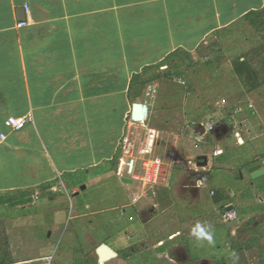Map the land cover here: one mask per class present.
Here are the masks:
<instances>
[{
	"label": "crops",
	"instance_id": "obj_1",
	"mask_svg": "<svg viewBox=\"0 0 264 264\" xmlns=\"http://www.w3.org/2000/svg\"><path fill=\"white\" fill-rule=\"evenodd\" d=\"M263 8L264 0H0V195L20 196L0 206L5 233L0 264H76L80 259L102 264L96 249L114 247L93 234V218L117 208L97 211L77 199L97 177H118L121 183L126 177L124 164L118 171L116 160L129 119L135 123V83L177 52H192L213 33ZM159 76L144 83L158 85ZM146 107L149 117L153 112ZM28 115L31 121L23 130L7 127L9 118ZM227 130L222 125L214 131ZM218 158V167L234 170L229 159ZM210 165L209 159L207 171ZM103 166L110 170L99 173ZM81 174L89 177L85 190L84 181L73 180ZM205 177L194 186V202L171 197L169 189L153 197L141 189L127 193L135 213L124 224L126 237L114 242L118 256L105 264H133L137 257L150 258L149 264H212L192 255L188 246L183 254L179 244L183 236L186 243L198 238L192 233L206 225L199 224L201 218L216 223L212 216L217 220L234 205L215 188H208L210 203L202 201ZM130 179L133 186L122 183L127 190L136 185ZM250 184L256 196L261 185ZM43 195L46 202L38 203ZM194 206L202 213H194ZM253 208L255 216L262 213L261 205ZM21 209L29 212L20 214ZM75 220L82 230L74 225L68 252L61 255ZM99 224L105 226L102 220ZM110 224L120 233L117 219ZM237 229L228 230V247Z\"/></svg>",
	"mask_w": 264,
	"mask_h": 264
},
{
	"label": "rangeland",
	"instance_id": "obj_2",
	"mask_svg": "<svg viewBox=\"0 0 264 264\" xmlns=\"http://www.w3.org/2000/svg\"><path fill=\"white\" fill-rule=\"evenodd\" d=\"M245 59L259 72L261 84L255 89L251 85L247 86V82H243L235 74L236 62ZM146 73L141 81L135 83L131 102L145 104L153 113L145 121L135 122L133 125L129 119L116 165L119 171L123 163V174L130 178L128 164L133 160L137 161L140 169L137 176L141 178L144 175V164L154 162L161 167V177L154 187L146 186L139 179L133 188L127 190L118 177L98 178L95 174L96 182L78 197V202L89 204L97 211L117 209L93 218V234L105 239L115 248V240H120L127 234L124 224H128L129 216L135 213L131 206L133 200L127 198V193L141 189L148 193V197H153L159 191L169 189L171 197L186 198L188 202H194L198 198L194 186L206 173V188L201 190L202 201L210 203L208 188H215L221 196L226 195L232 199L239 211V218L235 222L224 224V210L217 220L212 216L216 223H212V219L208 220L207 216L205 219L201 218L199 224L207 222L204 226L200 225L205 228V234L189 243L185 242L186 237L183 236L184 241L179 243L183 247V254L188 246L192 255L207 257L212 260V264H264V199L260 201L259 198L260 195L264 198V193L257 192L254 196L253 186L250 184L255 181L256 184L263 183L264 176L259 182L258 179L253 180L248 172L249 168L247 169L254 162L264 164V30L256 31L244 19L237 20L229 28L210 35L192 52L179 51ZM156 73L160 74L158 85L153 82L144 83ZM232 116L235 117L236 125H226L227 117ZM216 117L223 119L220 127L226 125L231 131H214L203 142L196 141L192 124L204 118ZM203 155L208 156L211 161L208 171V166H198V157ZM216 158L217 161L229 159V166L234 170L218 167ZM107 170H110L109 166H103L99 173ZM86 176L81 174L73 180L78 184L84 181L82 188L89 181ZM1 196L0 206L20 197L13 194ZM46 197L47 195H43L38 203H45ZM24 202L27 204V199ZM255 205L263 207L262 213L258 211L257 216L251 209ZM193 209L194 213H202L195 206ZM1 211L0 209V214ZM25 212L28 213L29 210L19 211L20 214ZM11 214L12 211L10 216ZM260 214L262 215L259 216ZM115 219L120 233L110 224ZM101 220L105 226H100ZM79 223L73 221L60 245L59 254L68 252L70 240L74 238V225L81 232ZM234 228H238L237 233L228 247L227 233ZM3 246L5 233L0 220V248ZM109 260L101 263L105 264ZM150 262L147 257H137L132 261L133 264Z\"/></svg>",
	"mask_w": 264,
	"mask_h": 264
},
{
	"label": "built area",
	"instance_id": "obj_3",
	"mask_svg": "<svg viewBox=\"0 0 264 264\" xmlns=\"http://www.w3.org/2000/svg\"><path fill=\"white\" fill-rule=\"evenodd\" d=\"M25 22H22L21 25H25ZM226 125L234 126L236 125L235 117L228 118ZM31 121V115L20 117V118H9L7 121V127H9L13 131H21L23 130L27 124ZM135 122V121H134ZM223 119L216 118H204L199 120V122H194L192 124V128L194 130V134L196 135V141L203 142L205 138L215 130V126H220ZM132 164V166H131ZM144 175L140 178L137 176V172L139 169L133 160L130 164H128V175L134 178L135 180H142L146 186L154 187L158 184L159 179L161 177V167L157 163H147L144 164ZM212 196L215 195V192H212ZM239 218V212L237 209H233L230 211H226L223 216V223L229 224L235 222Z\"/></svg>",
	"mask_w": 264,
	"mask_h": 264
},
{
	"label": "water",
	"instance_id": "obj_4",
	"mask_svg": "<svg viewBox=\"0 0 264 264\" xmlns=\"http://www.w3.org/2000/svg\"><path fill=\"white\" fill-rule=\"evenodd\" d=\"M20 13H25L24 9H19ZM22 20H24V17H22ZM24 22V21H22ZM147 107L145 105H143L142 103H134L133 104V108H132V119L133 121L139 123V122H143L146 120L147 118ZM146 114V115H145ZM199 159V163L198 166L200 167H206L208 166V156L203 155L198 157ZM132 166V164H131ZM249 174L251 175V178L253 180H256L260 177H262L264 175V168L262 166V164H256L251 166L248 169ZM122 183L127 184V185H133L134 184V180L127 178V177H123L121 178ZM83 190L86 189V186L82 187ZM235 207L234 205H231L229 207H227V211L233 210ZM118 248H111L109 245L103 244L100 246V248L98 249L97 253L99 255V262L101 263L103 260L106 259H114L118 256Z\"/></svg>",
	"mask_w": 264,
	"mask_h": 264
},
{
	"label": "trees",
	"instance_id": "obj_5",
	"mask_svg": "<svg viewBox=\"0 0 264 264\" xmlns=\"http://www.w3.org/2000/svg\"><path fill=\"white\" fill-rule=\"evenodd\" d=\"M244 20L246 22H248L252 28H254L256 31H262L264 30V8L259 10V11H252L250 13H248L245 17ZM234 71L235 74L240 78V80H242L243 82H247L249 84L246 83V85H251L252 89H255L257 87L260 86L261 82L259 79V72H257L256 70L253 69V67L251 66L250 62L248 60H244V61H237L235 66H234ZM156 80L158 79V77H154ZM153 78V80H155ZM258 162H254L251 165H256ZM256 182V181H255ZM254 182V183H255ZM259 182V180H258ZM259 184V183H257ZM255 183V185H257ZM259 185H261L259 187V191L260 192H264V182L260 183ZM218 201V200H217ZM252 211H254V208H251ZM258 210V208H256ZM239 212V211H238ZM241 214V213H240ZM76 264H92L89 260L87 259H80L77 261Z\"/></svg>",
	"mask_w": 264,
	"mask_h": 264
},
{
	"label": "clouds",
	"instance_id": "obj_6",
	"mask_svg": "<svg viewBox=\"0 0 264 264\" xmlns=\"http://www.w3.org/2000/svg\"><path fill=\"white\" fill-rule=\"evenodd\" d=\"M194 236L196 237H202L205 234V228H202L200 225H198L195 229H193V233ZM211 237H209L210 239Z\"/></svg>",
	"mask_w": 264,
	"mask_h": 264
},
{
	"label": "bare ground",
	"instance_id": "obj_7",
	"mask_svg": "<svg viewBox=\"0 0 264 264\" xmlns=\"http://www.w3.org/2000/svg\"><path fill=\"white\" fill-rule=\"evenodd\" d=\"M146 115V114H145Z\"/></svg>",
	"mask_w": 264,
	"mask_h": 264
}]
</instances>
